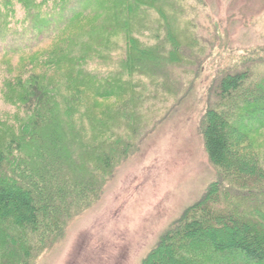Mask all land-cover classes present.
Returning <instances> with one entry per match:
<instances>
[{"label":"trees","instance_id":"16d2710c","mask_svg":"<svg viewBox=\"0 0 264 264\" xmlns=\"http://www.w3.org/2000/svg\"><path fill=\"white\" fill-rule=\"evenodd\" d=\"M15 3L31 48L3 47L0 23L22 112L0 135V264L50 249L206 63L200 129L216 177L141 264H264V46L217 48L204 0H0V19Z\"/></svg>","mask_w":264,"mask_h":264},{"label":"rangeland","instance_id":"374dc122","mask_svg":"<svg viewBox=\"0 0 264 264\" xmlns=\"http://www.w3.org/2000/svg\"><path fill=\"white\" fill-rule=\"evenodd\" d=\"M204 1L217 26V48L264 46V0ZM14 7V17L0 19L10 29L9 36L0 32V41L7 35L3 47L29 49L31 18H26L19 4ZM219 49L223 66L227 61ZM18 57L0 58L3 138H8L10 128L17 129V117L22 115L7 86L9 77L16 75L12 69L19 63ZM211 78L206 63L191 78L180 103L162 120L159 117L161 121L147 125L149 129L141 133L133 153L116 166L97 201L72 217L61 238L33 264H141L163 233L201 198L216 177L200 129L211 100ZM234 126L240 127L239 123Z\"/></svg>","mask_w":264,"mask_h":264}]
</instances>
